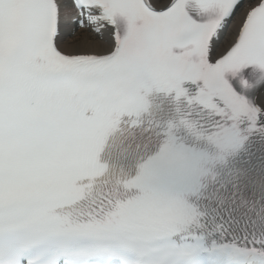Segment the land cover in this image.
Segmentation results:
<instances>
[{"label": "snow or ice", "instance_id": "obj_1", "mask_svg": "<svg viewBox=\"0 0 264 264\" xmlns=\"http://www.w3.org/2000/svg\"><path fill=\"white\" fill-rule=\"evenodd\" d=\"M0 264H264V0H0Z\"/></svg>", "mask_w": 264, "mask_h": 264}]
</instances>
